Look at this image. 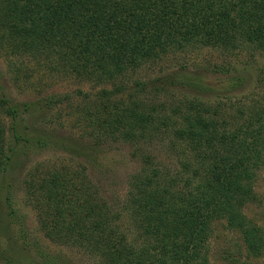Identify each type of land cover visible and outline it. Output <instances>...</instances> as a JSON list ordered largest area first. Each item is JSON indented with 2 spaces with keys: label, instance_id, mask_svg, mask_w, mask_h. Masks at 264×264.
<instances>
[{
  "label": "trees",
  "instance_id": "trees-1",
  "mask_svg": "<svg viewBox=\"0 0 264 264\" xmlns=\"http://www.w3.org/2000/svg\"><path fill=\"white\" fill-rule=\"evenodd\" d=\"M202 48L264 57V0H0L5 58L25 55L38 75H72L105 86L94 94L79 89L73 96L51 93L17 102L0 84V258L5 264H65L61 255L44 253L29 241L24 217L13 207L16 173L30 152L60 149L75 156L83 151L85 159L96 161L103 144L138 143L160 130H169L180 149L181 167L167 178L154 169L132 181L122 207L134 226L131 239L120 229L119 215L90 190L86 168L74 171L67 165L34 169L21 180L45 237L82 247L100 258L99 264H208L206 242L215 219L242 232L248 246L263 245L261 229L243 208L254 200L256 170L264 164V75L245 102L230 98L243 92L242 77L210 87L206 70L194 73L185 66L146 81L135 75L171 53ZM14 72L16 81H23L33 71L26 66ZM169 89L192 96L178 99L167 114L164 103L149 97L161 98ZM208 93L232 103L223 108L205 103L201 95ZM71 97L79 99L78 108L68 105ZM63 98L68 115L94 139L90 149L47 129L48 111Z\"/></svg>",
  "mask_w": 264,
  "mask_h": 264
},
{
  "label": "rangeland",
  "instance_id": "rangeland-1",
  "mask_svg": "<svg viewBox=\"0 0 264 264\" xmlns=\"http://www.w3.org/2000/svg\"><path fill=\"white\" fill-rule=\"evenodd\" d=\"M10 61V62H9ZM26 56L18 54L12 58H5L0 53V84L5 87V94L17 102L29 101L38 97L58 93L61 96L72 95L79 89L84 92L94 94L103 84L94 86L89 81H78L72 75L62 74L43 76L38 75L33 64H26ZM16 65V67H14ZM30 68L31 77L29 80L16 81L14 70L20 67L24 71L25 67ZM185 66L190 71L197 73L205 71L206 84L210 87H222L232 78L242 77L244 90L242 93L231 96L232 100L246 101L249 91H254L255 82L264 75V57L259 53L251 54L243 51L237 53L219 52L202 48L189 53H171L165 56L160 62L145 65L135 71L136 77L143 80H150L173 68ZM247 91V92H246ZM149 99L165 104L166 113L170 114L169 107L177 100H183L192 96L184 89H169L161 98H154L153 94ZM73 96V95H72ZM202 101L212 105L224 107L231 100L228 98H215L211 93L201 95ZM68 105H76L78 108V98L71 97ZM75 99V100H74ZM90 99V98H89ZM56 106L54 111H48L47 129L55 130V133L69 136L81 149L85 146L90 149L94 139L85 132L81 124L76 122L74 116L68 115L71 109L67 108V100ZM232 101L230 102V104ZM84 105L81 101L80 106ZM72 107V106H71ZM2 121L7 124L5 118ZM175 141L171 139L169 130L155 132L147 140L138 143L132 142H112L100 146L99 155L96 161H89L84 158L83 151L75 156L69 155L60 149H43L30 152L22 160L21 167L17 170L19 183L13 192V207L19 215L24 217L29 241L35 243L44 253L61 255L65 264H99L100 258L94 253H89L82 247H71L67 244H57L46 238L37 210L27 197V190L22 185L21 180L27 173L34 169H59L68 168L76 171L79 168H86L85 178L90 190L94 189L97 199L103 201L111 214H118L120 229L126 230L129 239L134 234L128 213H123L124 204L132 193V181L138 179L145 171L158 170L161 176L167 178V173H172L181 167L182 155L180 149L175 146ZM80 155V156H79ZM77 156V157H76ZM79 156V157H78ZM254 200L245 205L243 214L261 229L263 245L256 249L248 246L243 239V233L237 229L228 227L224 219H215L209 226L210 235L206 242V258L208 264H264V164L256 170L255 179L252 185ZM110 216V214H109ZM33 249V248H32ZM32 254V250L30 251ZM0 264H5L0 258Z\"/></svg>",
  "mask_w": 264,
  "mask_h": 264
}]
</instances>
